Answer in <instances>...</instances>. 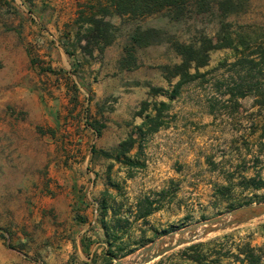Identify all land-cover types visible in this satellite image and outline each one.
I'll use <instances>...</instances> for the list:
<instances>
[{
  "label": "rangeland",
  "instance_id": "rangeland-1",
  "mask_svg": "<svg viewBox=\"0 0 264 264\" xmlns=\"http://www.w3.org/2000/svg\"><path fill=\"white\" fill-rule=\"evenodd\" d=\"M89 1L97 0H0V264H113L175 230L264 202L252 181L264 179L262 118L253 95L228 100L242 81L231 66L242 54L212 51L205 76L170 98L175 41L216 35L220 14L187 24L116 16L115 40L89 55L74 44ZM236 1L224 30L264 37V0ZM138 27L157 32L137 44ZM156 114L157 131L140 128ZM131 137L134 147L121 153ZM140 209L152 212L140 218ZM68 229L83 238L66 253ZM225 235L264 246V217L204 240Z\"/></svg>",
  "mask_w": 264,
  "mask_h": 264
},
{
  "label": "trees",
  "instance_id": "trees-1",
  "mask_svg": "<svg viewBox=\"0 0 264 264\" xmlns=\"http://www.w3.org/2000/svg\"><path fill=\"white\" fill-rule=\"evenodd\" d=\"M33 2V0H28ZM229 2V5H226ZM210 0H97L87 2L79 7V14L74 24L76 33L74 44L80 46L87 54L93 55L97 49H103L110 45L116 38L117 25L113 18H128L131 20H143L151 16H161L173 23L187 24L199 17L217 12L220 15V30L214 36L201 33L196 39L190 42L175 41L174 48L180 57V61L173 65L165 66V74L168 79L178 77L175 84L174 93L170 98L179 94L180 88L186 84L198 80L205 76L206 72L202 68L210 64L212 51L224 48H231L242 54L231 66L238 67V75L242 79L241 83L232 88L228 94L230 99L234 97L242 98L249 94L254 97V106L260 114L262 122L259 128L258 147L264 152V37L255 38L251 41L248 37L235 35L234 32L224 30L225 18L239 9L236 0H222L217 3ZM133 35L135 43L143 44L152 33L157 32L155 28L146 30L136 29ZM155 36V35H154ZM261 40V41H260ZM254 48L247 53L250 46ZM69 50V49H68ZM71 53V51H69ZM72 54V53H71ZM153 90H156L153 88ZM163 106L167 103L162 102ZM157 110V109H156ZM160 117L156 114L148 116L147 120L140 126L149 125L150 131H157L163 123L158 121ZM130 145L123 148L121 153L130 152L136 143V139L131 137L129 141L123 143ZM255 189L264 188V179L260 176L252 178ZM103 212L108 213L106 200L103 203ZM151 209L139 210L138 217L144 218L151 213ZM117 214L115 211L113 212ZM103 227L106 235L110 236L113 230L103 219ZM109 244L106 255L109 259L117 257L118 253ZM152 264H264V246L256 245L251 235L245 238L236 239L231 235L215 237L201 240L190 245L180 247L155 261Z\"/></svg>",
  "mask_w": 264,
  "mask_h": 264
},
{
  "label": "water",
  "instance_id": "water-1",
  "mask_svg": "<svg viewBox=\"0 0 264 264\" xmlns=\"http://www.w3.org/2000/svg\"><path fill=\"white\" fill-rule=\"evenodd\" d=\"M264 217V202L241 206L217 217L189 225L154 241L128 259H116L113 264H152L176 249L204 240L208 235L244 225Z\"/></svg>",
  "mask_w": 264,
  "mask_h": 264
},
{
  "label": "crops",
  "instance_id": "crops-1",
  "mask_svg": "<svg viewBox=\"0 0 264 264\" xmlns=\"http://www.w3.org/2000/svg\"><path fill=\"white\" fill-rule=\"evenodd\" d=\"M84 222H82V224H83ZM95 224L96 223V221L94 220V219H88V221H85V226H87V225H91V224ZM84 229H86V227H84ZM83 229V230H84ZM70 232H71V230L70 229H68L67 231H65V233H64V239H63V241H64V247H65V249H66V253H69L70 252V249H71V246H72V238L73 237H78V238H83V233L82 234H80V233H78V234H75V235H73V236H71L70 235ZM91 233V232H90ZM22 239H25V237H22Z\"/></svg>",
  "mask_w": 264,
  "mask_h": 264
}]
</instances>
